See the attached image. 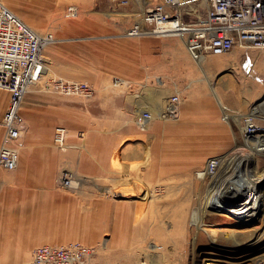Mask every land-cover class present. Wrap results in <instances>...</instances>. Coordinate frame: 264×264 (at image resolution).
<instances>
[{
    "label": "rangeland",
    "instance_id": "rangeland-1",
    "mask_svg": "<svg viewBox=\"0 0 264 264\" xmlns=\"http://www.w3.org/2000/svg\"><path fill=\"white\" fill-rule=\"evenodd\" d=\"M4 1L34 28L52 30L57 37L44 46L43 75L30 85L21 105L23 111L34 100L52 103L50 109L58 116L53 128L56 123L68 126L70 146L55 147L49 156L52 159L49 162L56 168V183L61 169L69 168L75 171L79 183L82 179H94L97 185H106L102 193L97 191L101 187L96 186V193L111 197L160 196L152 207H165L168 215L161 224L182 226L185 245L177 248L175 255L189 259L190 264H242L250 257H256L257 261L264 259V233L257 228L259 220L235 222V212L248 208L244 202L233 199L223 207L210 209L206 228L193 223L190 214L197 207L203 210L204 204L211 200L208 180L198 177L196 171L204 164L215 171L214 164H220L217 152L228 142H238L244 136L242 126L250 128L245 117L251 116L253 122L264 125V48L236 45L229 52L209 55L211 59L199 66L176 35L124 33V28L140 15L139 0H41L40 10L28 9L26 0ZM70 3L78 6L75 16L64 13ZM183 8L188 11L185 17L193 19L205 14L207 2L184 0ZM226 56L230 58L225 59ZM140 68L148 81L143 87L149 90H139L136 84L134 74ZM53 77L87 80L95 92L85 96L57 91L48 84ZM126 93L144 96L143 101L138 99L140 105L134 112L143 108L152 111L153 117L145 127H139L134 116L131 122L107 121L110 113L117 114L115 107L124 105ZM172 93L179 94V110L164 117L162 111ZM81 130L82 138L78 137ZM213 131L218 140L189 138ZM91 132L96 133L95 140L101 143V148L95 151L89 145ZM112 145L116 147L111 148ZM211 157L215 162L209 160ZM64 162L72 167H66ZM80 164L87 168L95 166V170L81 169ZM251 167L253 171H263L264 155L252 158ZM262 194L264 197V185ZM169 195L177 198L181 195L191 204L182 222L174 214V203L166 201ZM163 196L165 202L161 201ZM37 212L39 208L25 209L24 215L30 213L31 226L36 223L40 227L44 224L37 222ZM162 213L163 209H158L156 217ZM56 221H59L56 225L64 224L58 228L70 227L66 221ZM254 230L258 233L250 235ZM12 237L20 242L24 236ZM36 237L39 241L26 250H0V264H32V246L42 241L92 242L86 233ZM234 238L246 240L248 245L235 247ZM156 258L159 263L160 255ZM142 262L146 260L143 258Z\"/></svg>",
    "mask_w": 264,
    "mask_h": 264
},
{
    "label": "crops",
    "instance_id": "crops-1",
    "mask_svg": "<svg viewBox=\"0 0 264 264\" xmlns=\"http://www.w3.org/2000/svg\"><path fill=\"white\" fill-rule=\"evenodd\" d=\"M26 1H28V9L40 10L41 0ZM224 58L229 59L230 57ZM208 59L211 57L208 56L205 60ZM137 71L139 72H135L134 77L137 80L136 84L140 86L139 90H149L143 87L148 81L143 76L142 68ZM136 96L126 93L123 99L124 105L115 107L114 113L117 114L110 113L107 121L131 122L133 116L135 120L134 111L140 105L138 99L143 101L144 97L137 94ZM9 99V91L0 88V118ZM41 102L42 100H34L24 106L23 111L21 108L26 121L25 146L21 149L17 166L7 169L0 165V250H26L30 245L39 241L36 235L86 233L90 235L89 241H92L88 243L97 247L96 264H190L189 259L175 255L177 248L185 245V238H181L184 229L182 226L176 228L175 224L173 226L161 224V220L168 215L165 207H152V204L161 198L160 196L111 197L103 195L96 193V186H101L97 185L94 179H82L77 188L73 189L74 191L55 182L56 168H54V163L49 162V156L55 147L60 148L53 142L55 126L64 123H56L53 128L54 120L58 116L50 109L53 107L52 103L42 104ZM1 134L2 125L0 123V138ZM105 135L102 134L104 138H106ZM206 135L197 133L190 135L189 138L205 139ZM68 136L69 129L67 141ZM95 136L96 133L91 132L92 142L89 145L93 151L101 148V143L95 140ZM114 144H118L117 136ZM116 145H112L111 148ZM69 146L68 141L65 148ZM50 160L52 161L51 158ZM64 165L72 167L65 162ZM79 167L88 171L95 170V166L87 168L80 164ZM97 191L102 193L104 189L101 187ZM22 197H24L23 201ZM174 198V195H169L166 201L173 203ZM161 201H164V196ZM38 208L39 212L35 218L38 217L37 222H43L44 225L36 227L35 223L31 226L32 216L30 213L24 215L25 209ZM160 208L163 209V213L156 217V211ZM51 220L54 222L52 223ZM56 220L66 221L70 227L58 228L64 224L56 225L59 223ZM55 225L57 228L47 229ZM63 229L70 230L63 231ZM31 233L36 234L35 237ZM14 235L24 237L21 238L22 241L16 242L12 237ZM43 242L56 241L40 243ZM159 255L158 263L156 257ZM143 258L146 260L144 263Z\"/></svg>",
    "mask_w": 264,
    "mask_h": 264
},
{
    "label": "built area",
    "instance_id": "built-area-1",
    "mask_svg": "<svg viewBox=\"0 0 264 264\" xmlns=\"http://www.w3.org/2000/svg\"><path fill=\"white\" fill-rule=\"evenodd\" d=\"M127 2L128 0H120ZM184 0H139L140 15L124 29L130 35L153 33L180 37L194 60L204 61L211 54L229 52L236 45L264 48V0H206L204 15L193 19L185 16ZM66 16L78 13L76 4H68ZM52 30L39 31L28 23L4 0H0V88L10 93L0 123V165L7 169L17 166L20 150L24 146L26 121L21 111L23 98L30 85L38 81L45 67L42 55L46 44L56 40ZM51 88L63 93L91 96L95 92L92 83L84 79L51 78ZM180 97L172 93L167 97L162 111L165 116L179 110ZM153 113L147 108L137 110L135 121L145 127ZM248 117H245L246 122ZM68 127L57 124L53 132L56 145L64 149L68 145ZM84 136L83 130L78 137ZM57 181L60 185L76 189L79 183L75 171L62 168ZM104 190L105 184H99ZM94 244L71 240L67 242H43L32 249V264H96Z\"/></svg>",
    "mask_w": 264,
    "mask_h": 264
},
{
    "label": "bare ground",
    "instance_id": "bare-ground-1",
    "mask_svg": "<svg viewBox=\"0 0 264 264\" xmlns=\"http://www.w3.org/2000/svg\"><path fill=\"white\" fill-rule=\"evenodd\" d=\"M197 62L199 66H201L204 61L197 60ZM162 115L165 117V114ZM248 119L250 128L242 126V134L244 136L241 137V139H238V142L235 141V143L232 144L228 142L226 147L223 146L221 148L222 151L219 153L217 152V156L220 158V164H214L213 167L215 168V171L212 172L206 164L196 171L198 177H204L208 180L207 186L210 193L209 198H211L210 202L204 204L205 208L203 210L202 208L199 209V207H197L195 211L190 213L193 223L197 224L199 227L206 228L204 224L208 214L212 212L210 209H213L215 206L223 207V205L228 201L238 199L240 202H244L248 208L245 211L235 212L237 214L235 222L244 224L251 220H259L257 228H261L262 233H264V197L262 194L264 185V170L256 172L255 170L253 171L254 168L251 167L252 158L257 155H264V125H258L253 122L251 117ZM215 132L216 131L208 133L205 139L218 140V135L214 134ZM209 160L211 162H215L212 157L211 159L209 158ZM74 183H77L78 186V182L75 181ZM218 184H221L220 186H222L219 191ZM213 188L216 189L212 193L211 191ZM174 197V214L175 216H178V219L182 222V220L185 219L187 212H189L191 204L185 198H182L181 195L178 198L176 196ZM175 203H177V207ZM253 233L257 234L258 231L254 230V232H251L250 235ZM214 239L215 238L212 240ZM233 244L235 247L248 245L246 240H237L235 238ZM255 258L256 257H250L244 260L243 263L245 264V262H247L246 264H253V262H256L257 264L260 262V264H264V259L257 261Z\"/></svg>",
    "mask_w": 264,
    "mask_h": 264
}]
</instances>
